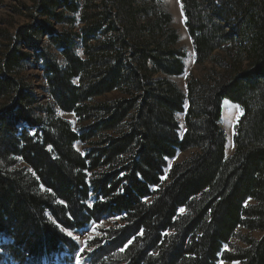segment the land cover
Returning <instances> with one entry per match:
<instances>
[{
    "label": "trees",
    "instance_id": "trees-1",
    "mask_svg": "<svg viewBox=\"0 0 264 264\" xmlns=\"http://www.w3.org/2000/svg\"><path fill=\"white\" fill-rule=\"evenodd\" d=\"M32 3L33 23L0 29V264H264V0H182L195 64L220 70L186 94L154 79L185 70L160 0Z\"/></svg>",
    "mask_w": 264,
    "mask_h": 264
},
{
    "label": "rangeland",
    "instance_id": "rangeland-1",
    "mask_svg": "<svg viewBox=\"0 0 264 264\" xmlns=\"http://www.w3.org/2000/svg\"><path fill=\"white\" fill-rule=\"evenodd\" d=\"M71 1V0H70ZM77 1V0H74ZM81 2L82 6H89V14L94 13V5H100L102 0H78ZM33 0H0V29L5 28L11 35L16 33V31L25 25L33 23L31 19L32 12L29 9L33 6ZM35 2V1H34ZM162 8L172 16V28L179 35V42L176 47L181 54H183V63L185 65L184 74L181 76H167L163 74H158L155 76V81L166 80L171 84L175 85L179 90H181L184 94L187 92V84L190 79L204 81L208 75H212L215 70L220 72L219 69L215 67V64L212 60L207 61L203 66H197L195 64V53L193 48L192 39L188 33V29L186 27V19L183 13V4L182 0H160ZM84 12V9H82ZM85 24L82 22H77L74 26L73 33H79L82 27ZM55 28L58 32H64L63 25H55ZM71 27L66 26V29L70 30ZM7 37V36H6ZM1 40V38H0ZM48 38L44 37V43H47ZM80 41L77 40V45L74 47L73 51L76 53L81 52ZM44 49H47L52 52L53 55H58V50L55 48H49L48 44H42ZM2 48V47H1ZM223 55L222 53H218ZM218 54L214 55L216 57ZM58 58L60 59L59 55ZM41 66L33 67L31 65L28 73L31 75V80L33 82L34 94L36 101L40 102L42 108H47L49 105H52L53 110L57 111V107L53 105V99L51 94L49 93V87L45 84V80L43 78V72L41 71ZM120 97L119 93H110L100 98V101L109 102ZM1 104V102H0ZM223 119L221 123V127L223 131L227 135L228 144H227V155L231 156L234 152V135H235V126L238 120L242 116V112L240 107L237 104H233L230 101H224L223 106ZM44 115V113L42 114ZM66 119L72 120L74 122V126L77 129L78 122H76L75 118L71 115H63ZM180 123L182 124V130H184V116H178ZM81 150L86 149V147H80ZM191 152L180 153L175 160L171 163L175 164L176 162H180L184 159H187ZM90 232L78 233L77 239L80 243H83L86 238H88ZM82 249L86 252L91 253L93 248H87L84 244H82ZM26 264V263H25ZM43 264H52L50 262H44ZM73 264H90L87 257L77 258Z\"/></svg>",
    "mask_w": 264,
    "mask_h": 264
},
{
    "label": "snow or ice",
    "instance_id": "snow-or-ice-1",
    "mask_svg": "<svg viewBox=\"0 0 264 264\" xmlns=\"http://www.w3.org/2000/svg\"><path fill=\"white\" fill-rule=\"evenodd\" d=\"M61 203H62V202H61ZM89 207H92V206L89 205ZM183 211H184V209H180V212H183ZM69 218H71V216H70ZM66 234H67V236H69V237H73V233H72L71 231H68ZM81 251H83V249H82Z\"/></svg>",
    "mask_w": 264,
    "mask_h": 264
}]
</instances>
